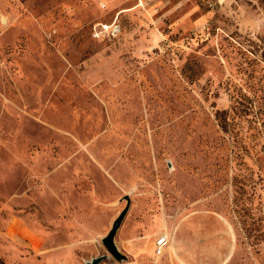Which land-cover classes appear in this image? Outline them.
<instances>
[{"label":"rangeland","instance_id":"374dc122","mask_svg":"<svg viewBox=\"0 0 264 264\" xmlns=\"http://www.w3.org/2000/svg\"><path fill=\"white\" fill-rule=\"evenodd\" d=\"M101 255L264 264V0H0V264Z\"/></svg>","mask_w":264,"mask_h":264},{"label":"water","instance_id":"95a60500","mask_svg":"<svg viewBox=\"0 0 264 264\" xmlns=\"http://www.w3.org/2000/svg\"><path fill=\"white\" fill-rule=\"evenodd\" d=\"M124 200L126 201V205L124 209L119 213V215L112 222L111 228L108 231L107 235L101 239V243L103 247L106 249L108 254L112 258H114L117 262H123L127 260V256L122 254L118 250L117 246L115 245V236L130 207L129 197L125 196ZM107 258H108L107 255H101L99 257L91 259V261L87 262L86 264H100L102 261L106 260Z\"/></svg>","mask_w":264,"mask_h":264},{"label":"built area","instance_id":"2783aa9c","mask_svg":"<svg viewBox=\"0 0 264 264\" xmlns=\"http://www.w3.org/2000/svg\"><path fill=\"white\" fill-rule=\"evenodd\" d=\"M105 30H107L106 26H104L102 28V32L105 31ZM166 244H167L166 235H161L156 241V253L158 255L162 253V251H163L164 247L166 246Z\"/></svg>","mask_w":264,"mask_h":264},{"label":"crops","instance_id":"0c3cea01","mask_svg":"<svg viewBox=\"0 0 264 264\" xmlns=\"http://www.w3.org/2000/svg\"><path fill=\"white\" fill-rule=\"evenodd\" d=\"M174 252H176V249H174Z\"/></svg>","mask_w":264,"mask_h":264}]
</instances>
